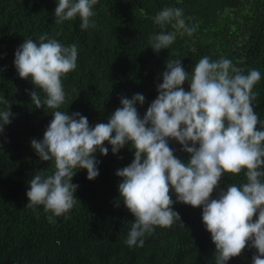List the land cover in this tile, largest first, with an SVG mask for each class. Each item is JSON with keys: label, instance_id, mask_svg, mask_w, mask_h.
<instances>
[{"label": "trees", "instance_id": "obj_1", "mask_svg": "<svg viewBox=\"0 0 264 264\" xmlns=\"http://www.w3.org/2000/svg\"><path fill=\"white\" fill-rule=\"evenodd\" d=\"M57 2L0 0V112L12 113L0 133V264H216L202 208L180 202L172 207L181 221L145 234L142 247L125 243L134 217L119 200L120 178L115 173L134 159L131 145L113 154L105 142L108 155L94 154L100 161L94 180L86 178V169L75 170L71 182L78 185L77 202L69 213L54 217L55 223L48 221L51 213L43 206L25 207L31 178L54 172V163L40 160L31 140L42 139L55 110L79 112L94 126L107 123L121 107V97L130 99L136 93L145 97L143 105L136 104L142 117L158 95L169 60L181 59L191 75L204 56L229 59L243 74L260 71L252 103L260 120L257 127L264 130V0H98L90 18L95 27L85 30L79 17L55 23ZM165 7L182 9L186 24L195 27L193 34L176 32L174 21L163 28L157 25L155 17ZM161 31L176 32V39L157 53L150 37ZM43 34L64 46L75 44L78 50L76 69L61 78L65 102L55 110L35 107L30 92L36 90L42 102L45 94L30 78H20L13 63L24 40L38 43ZM183 87L189 90V82ZM169 146L182 161L189 158L177 141L170 140ZM246 182L244 170L225 173L212 198L231 184ZM170 195L175 201V193ZM255 254V248L246 247L226 264H252Z\"/></svg>", "mask_w": 264, "mask_h": 264}, {"label": "clouds", "instance_id": "obj_2", "mask_svg": "<svg viewBox=\"0 0 264 264\" xmlns=\"http://www.w3.org/2000/svg\"><path fill=\"white\" fill-rule=\"evenodd\" d=\"M97 2L58 0L54 22L79 17L82 30L95 27L90 18ZM173 21L180 34L190 36L195 31L186 24L180 8L165 7L155 17L161 28ZM176 32L161 31L150 37L152 49L157 53L168 49ZM77 58L75 44L64 46L47 34L38 43L27 39L18 46L13 63L19 77L30 78L35 89L45 94L42 102L36 90L30 92L36 108L46 105L55 110L65 102L61 78L76 69ZM260 79L259 70L243 74L223 57L216 61L200 58L191 75L181 59H175L166 63L158 95L142 117L136 107L137 102L145 103L140 93L130 99L121 97V107L107 123L94 126L79 112L53 111L42 139L33 138L31 147L40 160L54 163V172L31 178L25 207L43 206L44 212L51 213L48 221L55 223L54 217L69 213L77 202L78 185L71 182L75 170L86 169V178L94 180L100 163L94 154L108 155L105 142L113 154L131 145L134 159L115 173L120 178L119 200L134 217L125 241L128 246L142 247L145 234L181 221L172 207L180 202L202 208V222L215 244L216 264H226L246 247L256 249L252 264H264V182L260 179L264 177V130L257 127L260 120L252 103L257 95L253 88ZM185 81L189 82L187 91ZM11 115L10 109L0 112V133ZM170 140L189 154L186 161L174 155ZM242 170L246 183L231 184L212 198L225 173Z\"/></svg>", "mask_w": 264, "mask_h": 264}]
</instances>
